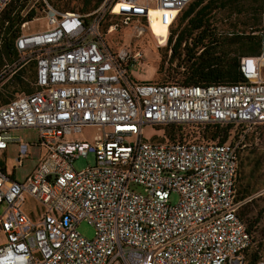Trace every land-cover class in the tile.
I'll return each instance as SVG.
<instances>
[{"label": "built area", "instance_id": "built-area-1", "mask_svg": "<svg viewBox=\"0 0 264 264\" xmlns=\"http://www.w3.org/2000/svg\"><path fill=\"white\" fill-rule=\"evenodd\" d=\"M35 2L44 27L22 22L14 58L0 65V87L31 65L29 91L0 103V156L8 143L17 164L29 156L30 144L9 134L23 127L37 129L45 153L22 181L0 164V264H264L234 188L245 139L264 124V37L240 58L241 81H136L127 67L141 51L105 36L127 27L140 37L153 17L168 35L189 0H100L85 13ZM167 124L230 129L223 142L168 139ZM145 126L159 135L144 137ZM84 127L99 135L70 137ZM89 153L93 163L76 170L72 161ZM80 221L92 237L76 230Z\"/></svg>", "mask_w": 264, "mask_h": 264}, {"label": "trees", "instance_id": "trees-1", "mask_svg": "<svg viewBox=\"0 0 264 264\" xmlns=\"http://www.w3.org/2000/svg\"><path fill=\"white\" fill-rule=\"evenodd\" d=\"M25 1L10 0L0 11V65H2L4 59L10 61L16 54L14 39L19 33V25L34 17L32 8L24 16L19 13ZM99 1L84 0L77 12H88ZM48 2L58 10L59 8L63 9V7L52 1L50 2V0ZM218 14L221 16L220 18H216L215 15ZM263 20L264 0H189L185 7L177 13L174 22L168 27L166 37L171 59H175L177 64L183 66L185 72L180 80L167 81L187 85H206L215 82L243 80L244 76L239 68V60L244 55L259 52L260 41L264 37ZM177 21L183 22L182 27L176 28L175 23ZM144 34L151 35L150 30L147 28ZM116 41L120 42L119 39H116ZM110 45L111 47L115 46L114 43ZM181 60L184 61L180 63ZM20 81L19 76L13 74L1 87L10 88L12 83L17 84ZM6 100L7 98L0 101V103ZM182 127L167 124L163 126V134L168 139L176 137L181 139L182 134H187L182 130ZM200 127H209L206 130L210 135L209 139H217L219 142L226 139L230 129V125L220 126L218 124ZM240 157L234 181L237 199L244 197L238 196L237 189ZM1 168H3L2 165ZM248 187L249 185L243 189L244 193L250 191ZM249 211L245 210L241 204L237 213L238 217L245 223L248 232L253 234L254 231L262 229L255 225V222L258 221L259 210L256 211L255 217H247L246 214ZM259 246L261 249V242H259Z\"/></svg>", "mask_w": 264, "mask_h": 264}, {"label": "rangeland", "instance_id": "rangeland-1", "mask_svg": "<svg viewBox=\"0 0 264 264\" xmlns=\"http://www.w3.org/2000/svg\"><path fill=\"white\" fill-rule=\"evenodd\" d=\"M51 1L63 7V9L59 8V10L77 12L84 0H50V2ZM29 8L33 9L34 18L27 22L23 30L34 31L42 29L45 24V19L40 10V2H35V0L25 2L19 13L25 14ZM215 16L216 18L221 17L219 14ZM182 25L183 22L180 21L175 23V26H177L176 28H180ZM262 28H264V20L262 22ZM150 34L151 35L144 34L140 37H135L131 34L129 28L121 27L112 34L106 35L105 39L108 44H113L115 39H119L123 44H128L141 51L142 59L129 64L127 67V74L132 80L155 82L173 79L180 80L185 69L183 66L181 67L179 63L177 64L175 59H171L170 50L168 49L169 46L166 43L167 28L164 25H160L155 17L151 19ZM6 61L7 60L4 59L3 63ZM182 61L184 60H181L180 63ZM30 70L31 65L25 64L16 71V74L21 80L20 82H17V84L12 83L10 88L0 87V101L30 89L28 85L31 78ZM3 82H5V80ZM182 128L187 134H191L192 136L198 135L203 139H209L210 135L206 132L209 127L184 126ZM159 133L160 131L149 126H145L142 130V134L146 138L159 135ZM9 134L12 137H18L23 142L30 144L28 147L29 156L22 159L20 164L14 161L16 156V145L14 143H8L4 156H0L7 175L12 176L16 181H22L27 174L33 171L39 159L45 153V150L44 148L35 146V142L38 140V133L37 129L34 127L12 128L9 130ZM98 135L99 131L95 127H84L81 131L71 134L70 137L92 139ZM92 163L93 154L89 153L86 157L74 159L72 161V166L78 170ZM245 179L253 180L250 183L251 186H249L250 191H253L254 187L264 186V124L257 125L253 132L247 135L245 145L241 150V157L238 165V180ZM170 199L175 201L176 195L171 194ZM33 206L34 202L31 198H26L24 200L23 207L25 211L32 209ZM1 211L2 207H0V212ZM256 211L257 210H250L249 214ZM259 214L261 217L260 221L264 222V210H259ZM76 230L85 237H92L93 235V228L85 221L78 222ZM253 235L260 240L261 251L264 256V228L259 231H254Z\"/></svg>", "mask_w": 264, "mask_h": 264}, {"label": "crops", "instance_id": "crops-1", "mask_svg": "<svg viewBox=\"0 0 264 264\" xmlns=\"http://www.w3.org/2000/svg\"><path fill=\"white\" fill-rule=\"evenodd\" d=\"M259 66H260L259 68L260 77L262 80H264V62L261 63ZM0 164L4 167L2 160H0ZM252 181L253 180L251 179L249 180L245 179V180H239L237 182L238 196H244L241 198V200L243 201L242 206H244L245 210H264V186L254 187L253 191H249L248 193H244L243 191V189H245L247 185L251 186L250 183ZM255 215L256 212H251L250 214L249 213L246 214L247 217L249 216L255 217ZM260 220L261 217L259 214L258 221L255 222V225L264 228V222H261Z\"/></svg>", "mask_w": 264, "mask_h": 264}]
</instances>
